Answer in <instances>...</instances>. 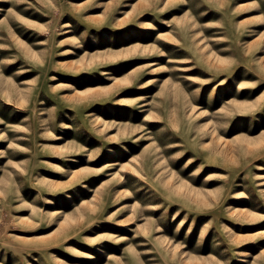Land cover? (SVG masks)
Returning a JSON list of instances; mask_svg holds the SVG:
<instances>
[{
  "label": "rangeland",
  "instance_id": "374dc122",
  "mask_svg": "<svg viewBox=\"0 0 264 264\" xmlns=\"http://www.w3.org/2000/svg\"><path fill=\"white\" fill-rule=\"evenodd\" d=\"M0 264H264V0H0Z\"/></svg>",
  "mask_w": 264,
  "mask_h": 264
}]
</instances>
